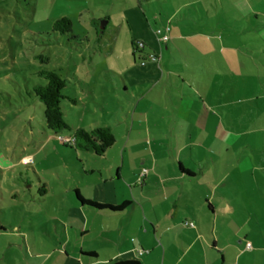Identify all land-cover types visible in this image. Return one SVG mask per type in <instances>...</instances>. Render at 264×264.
Segmentation results:
<instances>
[{"label": "crops", "instance_id": "crops-1", "mask_svg": "<svg viewBox=\"0 0 264 264\" xmlns=\"http://www.w3.org/2000/svg\"><path fill=\"white\" fill-rule=\"evenodd\" d=\"M217 1L110 0L111 5L115 6L120 23L112 25L111 16L105 18L107 26L103 30V36L106 38L101 39L102 49L115 51L120 33L125 30L133 61L121 72H116L118 74H111L121 79L126 93L132 89L133 93L136 91L139 94L140 101L149 97L154 102L147 109L150 115L145 113L143 116L147 127H236L237 108L229 102L231 100L223 103L219 100L231 93L236 95L235 91L224 90L217 94L216 102H212L209 94L202 90L205 65L213 64V75L219 82L220 72L215 70V65L220 69L222 60L229 64L228 80L235 83V51L232 56L227 53L221 55L219 51V57L213 56L211 59L208 54L212 53L203 50L209 47L206 44L211 43L223 50L231 49L234 42L230 39L227 42L198 40L202 36L200 31L205 27V21L202 20L204 12L219 15ZM236 2L237 0L225 1L224 13L228 18L224 23L225 32L231 31L232 21L236 22ZM244 10L250 17L246 20L249 24L244 28L246 32L252 33L249 35L252 37L253 29L260 32L259 24L264 25V21L260 19L264 17V12L254 11L251 5H247ZM173 21L177 27L172 29ZM211 22L212 30L219 29V23ZM168 27L169 39L164 42L156 32L160 30L166 34ZM185 30L192 34L184 35ZM261 33L264 35L263 31ZM136 42L144 44L140 53L134 52L133 44ZM252 42L246 41L245 44L252 49H264V38L261 44ZM149 55H154L156 61L148 59ZM263 61L262 59L260 63ZM109 67L115 70L116 64L109 63ZM205 87L211 88L210 85ZM191 94L197 95L199 101L192 99L191 106H184L186 98ZM163 98H170L171 103L167 101L165 106L160 105ZM139 103L134 107L133 122H138L135 121V113ZM246 113L250 117L254 116V107L249 106ZM258 118L264 124V109L257 114ZM250 120L254 123L253 119ZM97 124L112 129L106 122L77 124L76 127L89 129ZM64 132L61 133L66 138L73 135L71 132ZM31 133L35 138V132ZM198 133L195 138L197 144L193 146V136L187 132H184L179 141L168 138L165 141V137L159 132L154 137L159 149L163 148V142L169 141L171 147L179 145L177 153L174 149L158 151L155 148L148 155L137 158L134 153L127 154L123 150L111 165V178L99 172L100 181L96 186L113 195V199H107L105 204L116 207L129 201L130 204L121 212L97 211L83 206L78 202L75 191L82 198H88L79 190L72 191L69 186L63 185L61 200L55 202L59 210L55 211L54 216L58 223L65 225L66 239L60 234L53 236V242L45 245L43 231L38 229L44 219L37 215L23 218L31 226L29 232L24 222L10 225L0 219V264H264V137L246 138L243 143H239L244 144V150L240 152L236 136L210 138L202 134L204 130ZM77 152L80 153L79 158L93 154ZM93 155L104 157L106 154ZM32 156L34 155H24L19 162L34 161ZM0 159V168L7 174L16 173L13 159ZM21 163L18 169L23 167L24 163ZM144 168L148 173L141 179L140 173ZM20 173L22 179L17 180V185L6 189L13 200L23 197L22 190L28 184H31L30 188L34 184L38 187L46 184L34 167H27L26 171L23 169ZM0 175H3L1 169ZM112 177L116 183H127L129 189L124 186L122 195H119L114 187H104L112 182ZM138 183H141L140 187L137 186ZM137 187L140 188L139 191L136 190ZM47 192L49 195L48 183ZM31 198L34 202L45 201L43 195H39L38 200L35 195ZM61 216L66 217L70 227L66 226L67 223ZM35 219L38 224L36 229L32 228ZM185 223H192L194 227H188ZM247 244H250V248ZM138 249L145 251L138 255Z\"/></svg>", "mask_w": 264, "mask_h": 264}, {"label": "rangeland", "instance_id": "rangeland-1", "mask_svg": "<svg viewBox=\"0 0 264 264\" xmlns=\"http://www.w3.org/2000/svg\"><path fill=\"white\" fill-rule=\"evenodd\" d=\"M225 1H217L219 15L204 12L202 20L205 21V27L200 31L202 36L198 40L201 42L226 40L227 42L230 39L234 42L235 45L231 49L223 50L211 43L206 44L209 47L203 50L212 53V55L208 54L211 59L213 56L219 57V51L221 55L227 53L230 56L235 51L237 58L235 83L228 80L229 64L226 60H222L220 69L218 65H215V70L220 72L219 82L213 75V64L205 65L202 90L209 94L212 102H216L217 94L223 93L224 90L235 91L236 95L231 93L227 97H220L219 100L222 103L225 100H231L229 102L237 108L236 127L169 129L147 127L143 116L148 113L147 109L154 102L149 97L140 101L139 94L136 91H134L136 94L133 93L132 89L126 93L121 79L111 74V72L118 74L116 72L127 68L133 59L130 41L125 30L120 33L115 51L102 49L101 39L105 36H103L104 32L100 31L101 21H106L105 18L111 16L112 25L120 23L115 6L111 5L110 0H0V158L10 161L13 159L16 168V173L12 175L0 168L1 171L3 170V175H0V193H2L0 219L10 225L24 222L29 232L31 226L27 224V221H23V218L36 215L43 218L44 223L42 226L39 225L38 229L43 231L45 245H47L53 242V236L62 234L66 239L65 225L58 223L54 216L55 211L59 210L55 202L61 200L63 185L69 186L72 191L79 190L88 198L85 199L87 201L105 204L107 199H113V195L96 186L100 181L99 172L111 178V165L116 162L123 150L127 154L134 153L137 158L144 154L148 155L149 152L155 151V148H158V151L174 149L176 153L178 152L179 145L171 147L169 141L163 142V148L159 149V144L154 140L159 132L165 137V141L167 138L179 141L184 132H187L188 135L193 136V146L197 144L195 138L199 135L198 132L203 130L202 134L210 138L236 136L240 152L244 150V144L239 145V143H243L246 138L264 137L263 121L261 118L257 119V114L262 113L264 109V61L260 63L262 59L264 60V49L259 47L252 49L245 44L246 41H253L252 43L257 41L261 44L264 38L261 33L263 31L264 34V25L259 24L260 32L253 29L252 37L249 36L252 33L246 32L244 28L249 24L246 20L250 18L247 16L248 12L244 10L246 6L251 5L254 11L264 12V0H237L235 6L238 15L236 22L230 23L231 31L229 32L223 31L224 23L228 19L224 13ZM242 12L244 14L241 15ZM62 17H68L72 22L69 35L53 31V23ZM260 19L264 21V17ZM211 20L214 24L219 23V29L212 30ZM174 21L171 25L172 29L177 27ZM96 22L99 23V32L96 31ZM253 23L256 25V22ZM183 34L190 36L192 33L185 30ZM179 50L181 51L182 48ZM109 63L116 64L115 70L109 67ZM43 68L60 70L62 76L67 79V94L78 98L79 102L76 106L67 101L63 103L66 119L70 124L76 126L106 122L112 126L116 142L104 152L106 154L104 157H96L92 154L89 157L82 155L83 158H79L80 153L64 141L67 139L65 132L55 134L46 128L43 122L42 102L29 98L26 94V85L31 87L33 82H38L40 78L37 72ZM205 85H210L211 88ZM188 98L184 106H191L192 99L199 101L197 95L191 94ZM167 101L171 103L170 98H163L160 105L165 106ZM138 103L139 107L135 113V121L138 122H133L134 107ZM249 106L254 107L255 113L252 117L246 113ZM137 116H141L140 119ZM250 119H253L254 123ZM31 131L35 132V138ZM24 155H34L31 157L34 161L19 162ZM185 157L182 156V158ZM20 163L24 164L20 167L21 169H18ZM105 166L106 169H104ZM27 167H34L42 181L49 185L50 194L41 193L44 196V202L31 200L32 195H35L37 200L41 195L40 187L35 184L32 188L29 187L31 184H28L26 189L22 190L25 195L22 194L23 197L19 200H13L6 193V189L17 185V180L22 179L20 172L23 169L26 171ZM140 185L141 183H138L137 186L140 187ZM124 186L129 189L127 183L124 181L116 183L113 178L112 182L104 187L112 189L114 187L119 195H122ZM138 187L137 191L140 189ZM122 204L123 202L116 207ZM61 218L67 223L66 217L61 216ZM33 225L32 228L38 227L36 219ZM66 226L70 227V224L67 223Z\"/></svg>", "mask_w": 264, "mask_h": 264}, {"label": "trees", "instance_id": "trees-1", "mask_svg": "<svg viewBox=\"0 0 264 264\" xmlns=\"http://www.w3.org/2000/svg\"><path fill=\"white\" fill-rule=\"evenodd\" d=\"M95 27L96 31L99 32L98 22H96ZM71 28L72 22L68 17H62L53 23V31L59 32L62 35H69L71 33ZM135 45L136 43L133 44V48H135ZM37 74L40 78L39 81L33 82L31 87L26 85V94L29 98L38 99L42 102L43 122L47 129L55 134L64 131L71 132L73 134L71 138L74 140L72 147L80 152L102 155L115 144V136L109 126L97 124L87 129L76 127L67 121L63 103L67 101L73 106H76L79 101L78 98L67 94V79L62 76L60 70L43 68L39 70ZM45 188L46 184H41L40 194L46 193ZM75 194L81 205L88 206L97 211L121 212L130 204L129 202H125L118 207L108 204H98L85 200L79 195L78 191H75ZM89 255L93 256V254ZM116 264L138 263L120 262Z\"/></svg>", "mask_w": 264, "mask_h": 264}, {"label": "built area", "instance_id": "built-area-1", "mask_svg": "<svg viewBox=\"0 0 264 264\" xmlns=\"http://www.w3.org/2000/svg\"><path fill=\"white\" fill-rule=\"evenodd\" d=\"M169 30L170 29L168 27L166 29V34H163L160 30H158L156 33H157V35H160L161 36V40L162 41L167 42L168 39H169V37L167 35L168 32H169ZM143 48H144V44L142 42H136V45H135V48H134V52L135 53H140ZM147 58L150 59V60H152V61H156V57L154 55H149ZM64 141H66L69 145H73V143H74V140L72 138H67ZM147 173H148V170L147 169H145V168L142 169L141 170V173H140L141 174V177H146ZM185 225L188 226V227H191V228L194 227V224H192V223H185ZM247 247L250 248V244H247ZM137 253H138V255H142L144 253V250L138 249L137 250Z\"/></svg>", "mask_w": 264, "mask_h": 264}, {"label": "water", "instance_id": "water-1", "mask_svg": "<svg viewBox=\"0 0 264 264\" xmlns=\"http://www.w3.org/2000/svg\"><path fill=\"white\" fill-rule=\"evenodd\" d=\"M107 26V21H101L100 23V31L103 32L105 27Z\"/></svg>", "mask_w": 264, "mask_h": 264}]
</instances>
